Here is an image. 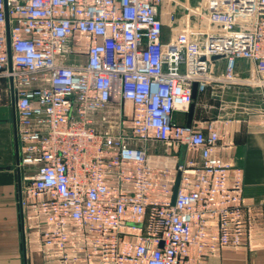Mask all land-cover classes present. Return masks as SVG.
<instances>
[{"label":"built area","instance_id":"1","mask_svg":"<svg viewBox=\"0 0 264 264\" xmlns=\"http://www.w3.org/2000/svg\"><path fill=\"white\" fill-rule=\"evenodd\" d=\"M166 19L176 24L169 42ZM240 60L264 97V0H0L24 224L46 257L186 264L191 245L213 248L207 240L251 246L242 170L216 153L217 130L174 120L189 112L195 83L202 93L240 81ZM151 141L194 155L170 166Z\"/></svg>","mask_w":264,"mask_h":264},{"label":"crops","instance_id":"2","mask_svg":"<svg viewBox=\"0 0 264 264\" xmlns=\"http://www.w3.org/2000/svg\"><path fill=\"white\" fill-rule=\"evenodd\" d=\"M175 27V23L166 19L162 33L164 42L175 37ZM224 66L225 59H219L215 72L219 74ZM250 75V62L240 60L237 64L240 81L229 85L217 80L205 92L197 93L191 125L196 129L217 130L220 141L216 153L243 172V197L252 227L251 246L221 247L207 240L213 248L207 247L205 254H201L197 245H191L186 264H264V97L244 81ZM125 108L131 109V104L126 103ZM3 114L0 108V264H59L45 256L37 232L27 225L26 255L23 256L18 181L12 166L13 161L15 164L13 111L10 120ZM174 120L186 124L188 113L176 111ZM148 149L151 156H160L170 166L194 155L181 148L167 150L158 141H151ZM176 175L174 172L175 179Z\"/></svg>","mask_w":264,"mask_h":264},{"label":"water","instance_id":"3","mask_svg":"<svg viewBox=\"0 0 264 264\" xmlns=\"http://www.w3.org/2000/svg\"><path fill=\"white\" fill-rule=\"evenodd\" d=\"M213 59L218 58V56H213L210 57ZM10 85L12 87V81H10ZM197 95V83L194 84L193 88V98H195ZM11 106H12V111H13V132H14V150H15V164H14V170L17 173V181H18V205H19V210H20V215H19V229L21 231V248L23 251V256L26 255V232H25V224H24V216H23V209L21 205V198H22V193H21V170L19 167L20 163V158H19V145H18V135H17V121H16V110H15V97L13 94H11ZM194 111V104H191L188 112V120L186 125L190 126L191 125V120H192V115ZM2 167H0L1 169ZM180 181H181V171L177 172L174 187H173V194H172V204L175 202V198L177 195V192L179 190L180 186Z\"/></svg>","mask_w":264,"mask_h":264},{"label":"rangeland","instance_id":"4","mask_svg":"<svg viewBox=\"0 0 264 264\" xmlns=\"http://www.w3.org/2000/svg\"><path fill=\"white\" fill-rule=\"evenodd\" d=\"M8 91H9V82L8 80L3 77V76H0V108L3 110V115H4V118H7V119H11V100H10V96L8 94ZM126 111H131V109H128ZM123 134H126V136L130 135V127H131V123H130V120L127 119L125 121H123ZM182 150H185V148H181ZM12 166L14 167V161L12 163Z\"/></svg>","mask_w":264,"mask_h":264}]
</instances>
